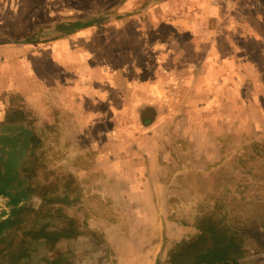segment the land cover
<instances>
[{
    "label": "crops",
    "instance_id": "1",
    "mask_svg": "<svg viewBox=\"0 0 264 264\" xmlns=\"http://www.w3.org/2000/svg\"><path fill=\"white\" fill-rule=\"evenodd\" d=\"M11 1L0 0V264H32V238L47 246L35 236L46 226L32 228L22 212L30 162L49 138L69 140L75 158L94 155L79 168L85 174L117 172L89 177L88 186L123 188L100 198L122 204L120 221L96 229L103 243L61 240L50 264H158L172 245L200 235L159 193L173 185L169 172L215 173L235 150L223 149L224 139H264V78L249 76H264V0H117L100 17L46 23L54 29L47 41L33 39L32 15L16 22ZM167 138L185 146L162 149ZM250 213L242 221L224 213L216 223L228 220L235 235L260 240L264 211Z\"/></svg>",
    "mask_w": 264,
    "mask_h": 264
},
{
    "label": "rangeland",
    "instance_id": "2",
    "mask_svg": "<svg viewBox=\"0 0 264 264\" xmlns=\"http://www.w3.org/2000/svg\"><path fill=\"white\" fill-rule=\"evenodd\" d=\"M115 1L117 0H30L31 10L29 12L22 9L25 0H15V19L16 22L23 23L27 22L32 15L30 20L33 39H39V36L46 38L42 41H47L51 35H54V29H52L53 26H46V23H52L59 19L64 20L63 23L71 22V20L73 23L76 21L83 22L84 19L89 18L87 17L89 14L100 17L104 13L103 10L114 4ZM10 2L12 1L10 0ZM95 7L97 9L91 12L90 10ZM88 11L90 12L88 13ZM94 11L101 12V15ZM61 15L62 18H60ZM93 16L91 18H94ZM22 28H17V30L22 31ZM249 76L252 79L256 78L257 81L259 78H264L262 75ZM252 126L254 128L257 125ZM164 130L167 134L168 126H165ZM53 133L51 136L54 137ZM245 134L241 133L239 140L224 139L222 141L223 149L235 150L234 153L223 154L222 165L217 172L189 170L169 172V178L173 173L175 174V180H172L173 185L171 187L161 186L159 193L161 196L170 198V204L175 209L177 219L186 225L197 226L204 219L219 221L224 213L232 218L240 217L239 221H242L243 218L247 220L250 212L264 211L263 205H255L256 203L264 204V139L255 141L251 138H245ZM176 141L180 144L172 145L173 142L168 138L160 140L158 144L162 146V149L171 146L175 148L185 146L179 139ZM43 143V149L40 152H38L39 149L37 150L38 154L33 156L35 158H32L29 165L31 169L27 172L28 177H30L26 183L29 191L28 196H26L28 208L23 209L24 212H22L30 217L29 219L25 215L26 221L29 220L27 225L36 229L40 226H46L44 229L52 230L53 225L66 227L71 222L75 230L78 231L75 238L86 237L94 245L102 244L104 241L103 234L96 229H102L104 222L120 221L118 213L122 204L113 203L112 205L100 201V198L110 194V190L113 194L123 193V188L117 186L110 189L107 185L88 186L85 181L89 177L94 181L116 178L117 172L91 171L89 174H85L79 168L82 169L87 165L94 164V155L86 153L81 156L77 155V158L73 157L74 155L70 154L69 140L65 139L49 138ZM115 143L117 142H111V145ZM152 144L153 142L149 139L144 141V145H149V147H152ZM167 158V155H161V162H166ZM175 159L179 165L188 167L189 163L183 162L187 158L184 160L182 156H176ZM101 163L108 164L104 161ZM167 174V171L161 172L163 182H167ZM83 194L89 196L88 202L86 200L84 202L79 201ZM113 209L117 213L111 211ZM219 225L218 237L229 242L230 249L239 244L240 249L238 251L235 250L236 252L233 253L231 250L235 260L240 264H264L263 233L259 235L260 240H255V236H252L253 239L248 236L243 238L242 234L238 236L232 232L231 224H227V221H223ZM259 226L264 232V217L260 219L258 229ZM34 239L32 238V253L35 257L30 260L32 264L38 262L39 257L44 256L49 264L50 262L53 263L50 258L51 248L60 241L54 245L47 244L45 247L43 245L38 247L34 245L36 244ZM211 247L210 236L206 235L200 238L197 235L190 236L172 245L169 254L158 264L199 262L198 254ZM109 255L111 253L108 251L106 256Z\"/></svg>",
    "mask_w": 264,
    "mask_h": 264
},
{
    "label": "trees",
    "instance_id": "3",
    "mask_svg": "<svg viewBox=\"0 0 264 264\" xmlns=\"http://www.w3.org/2000/svg\"><path fill=\"white\" fill-rule=\"evenodd\" d=\"M55 211L57 212V210ZM197 227L200 231V237L210 236L212 247L204 250L205 252L202 255L199 254V262L195 261L193 264H240L232 256L230 243L223 240L224 238L218 237V223L204 219ZM77 235L78 231L75 230L73 224L70 222L66 227L53 225L52 230L42 229L35 236L37 240L41 239L45 244L54 245L61 240L71 239ZM190 262H183L181 264H189Z\"/></svg>",
    "mask_w": 264,
    "mask_h": 264
},
{
    "label": "flooded vegetation",
    "instance_id": "4",
    "mask_svg": "<svg viewBox=\"0 0 264 264\" xmlns=\"http://www.w3.org/2000/svg\"><path fill=\"white\" fill-rule=\"evenodd\" d=\"M203 253H204V252H200L199 254L202 255ZM199 254H198V255H199Z\"/></svg>",
    "mask_w": 264,
    "mask_h": 264
},
{
    "label": "water",
    "instance_id": "5",
    "mask_svg": "<svg viewBox=\"0 0 264 264\" xmlns=\"http://www.w3.org/2000/svg\"><path fill=\"white\" fill-rule=\"evenodd\" d=\"M194 262H192V264H193Z\"/></svg>",
    "mask_w": 264,
    "mask_h": 264
}]
</instances>
